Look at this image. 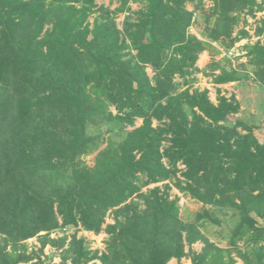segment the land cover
Here are the masks:
<instances>
[{
  "label": "trees",
  "instance_id": "obj_1",
  "mask_svg": "<svg viewBox=\"0 0 264 264\" xmlns=\"http://www.w3.org/2000/svg\"><path fill=\"white\" fill-rule=\"evenodd\" d=\"M202 1L119 0L109 12L96 0H0V264L56 254L59 264H264V140L230 123L233 96L213 104L191 91L199 55L248 38L233 36L240 15L264 12V0H212L208 11ZM197 11L202 41L188 33ZM123 12L132 17L118 30L112 15ZM243 50V71L225 57L209 64L213 84L246 83L250 67L264 89V40ZM172 188L200 204L186 220ZM79 231L106 234L104 251Z\"/></svg>",
  "mask_w": 264,
  "mask_h": 264
},
{
  "label": "rangeland",
  "instance_id": "obj_2",
  "mask_svg": "<svg viewBox=\"0 0 264 264\" xmlns=\"http://www.w3.org/2000/svg\"><path fill=\"white\" fill-rule=\"evenodd\" d=\"M257 1L259 2L260 0H257ZM202 3H203V11H208V9L213 6L212 0H203ZM96 4L97 6H103L105 9L109 10V12H113L115 8L118 7L119 0H96ZM129 8L131 12H134L139 8V5L133 2H129ZM186 8L188 10H193L194 6L192 4H187ZM200 13L202 12L201 11L196 12V16L194 17V21H193L194 23L192 24L188 33L196 36V38L202 41L205 39V37L201 33L205 23L203 22V19L201 18L202 15ZM100 15H102L101 11L95 12L92 16L89 17L88 22L92 25L94 20L97 17L101 18ZM127 16L132 17V15H129V12L117 13L115 15H112L116 28L118 30H122L123 21L125 17ZM263 16H264V12H259V13L257 12L255 13L254 16L247 15L246 12H243L240 15L239 25L235 29L233 36H235L236 32L239 29L244 28L249 34L248 38L235 44L234 47L228 51V53L227 51H224L221 47H219L217 44L212 43V46L215 49L219 50L220 53H218L217 55H213L209 53V51H204L203 53L199 55L197 62H196V66L200 70L203 69L202 72L204 73L198 72L194 74V77L196 78V82L193 84V89H191V91L194 89H199L201 91L205 89L208 90V97L213 104L217 103L216 102L217 96H224L228 99H230L233 96V98H235V100L240 104V109H239V112H235L230 115L229 117L230 123L234 124L236 120H240L246 123L247 125L250 124L254 126L252 131L260 141L264 140V113L262 110L263 109L262 102H264V89L259 87L258 83L252 80L253 77H252L250 67H247L245 70L249 72L248 74L250 76V79L246 83H234L232 86L227 85L226 87L224 86L221 88H217L214 86L215 84L212 85L213 84L212 78L211 76L208 75L210 72L208 66L211 62L218 61L225 57L230 60L231 62L230 64L232 68H237L238 70L243 71L244 69L240 67V65H243V64L246 65L248 61V58L246 56V51L243 50V46L248 45V44L249 45L253 44L257 40H259L262 43L264 40V33L260 37H257L255 35V28L260 26V20L263 18ZM225 68H229L228 65H225ZM146 72L150 78L154 75V72L150 67L147 68ZM217 73L218 71H216V74ZM177 81H181V80L177 79ZM216 88L218 89L217 92H215ZM141 124H142V121L137 120L135 127H138ZM156 125L157 123L154 121L153 126H156ZM104 147H105V144L101 145L97 151H94L90 155L85 156L83 158L85 164L87 166H93L94 161H95V156ZM179 168L181 169L182 167L179 166ZM164 183L166 182L155 184V185H150L147 188H153L155 186H162ZM147 188H144L143 191H145ZM170 196L172 199L178 198V205L180 206V217L183 220H186L185 218L188 213L194 214L200 208L199 207L200 204L196 203L195 201L191 200L188 197H184L179 192H177L175 188H172L170 190ZM217 216L219 218H222L221 215L217 214ZM112 222L113 221L111 219V214H110L106 218V223H112ZM71 233H72V230L67 231V232H56L52 234L51 236H55L56 238L60 236L68 237L70 236ZM207 236L210 238L211 241L216 240L213 236H211V232L209 234L207 233ZM77 237L85 238V240H87L88 247L91 250H98L99 254L102 253L105 249V240L107 236L104 233H101L99 235H94L92 233H86L83 231H79L77 232ZM26 244H27L28 252L30 250L36 251L39 248L38 240L36 238L26 241ZM218 245L221 246L222 244L220 243ZM202 247H203V244L201 245V243L195 244L193 246L195 250H201ZM185 251L186 252L188 251L187 247H185ZM53 252H55L54 249L47 246L44 249L43 257L45 256L46 258V256L52 254ZM183 259L180 260L179 262L180 264H189L190 259L188 257L185 258L186 260L185 259L183 260ZM239 261L240 260H237L236 264H240ZM46 262L47 264H59L60 260L58 259V255L56 254L50 260L46 259ZM94 264H99V262L94 261ZM173 264H175V262Z\"/></svg>",
  "mask_w": 264,
  "mask_h": 264
},
{
  "label": "crops",
  "instance_id": "obj_3",
  "mask_svg": "<svg viewBox=\"0 0 264 264\" xmlns=\"http://www.w3.org/2000/svg\"><path fill=\"white\" fill-rule=\"evenodd\" d=\"M234 83H227V84H222V85H214V84H212V85H214L215 87H217V88H221V87H226L227 85H230V86H232ZM216 88V90H215V92H217L218 91V89ZM93 234V233H92ZM196 244H200L199 242H197ZM195 244H193L192 245V248H193V246H194ZM201 245H202V243H201ZM224 245L222 244L220 247H223ZM193 250L195 251V252H200V250H195L194 248H193ZM185 259V258H184ZM183 259V260H184ZM186 260V259H185ZM175 262V264H177V260H175V259H172V260H170L168 263H170V264H173ZM240 262V264H242V262L241 261H239ZM189 264H191L190 263V260H189Z\"/></svg>",
  "mask_w": 264,
  "mask_h": 264
},
{
  "label": "clouds",
  "instance_id": "obj_4",
  "mask_svg": "<svg viewBox=\"0 0 264 264\" xmlns=\"http://www.w3.org/2000/svg\"><path fill=\"white\" fill-rule=\"evenodd\" d=\"M227 53H228V51H227ZM83 232H85V231H83ZM54 233H56V232H54ZM54 233H52V234H54ZM86 233H89V232H86ZM52 234H51V235H52ZM51 237L55 238V236H51Z\"/></svg>",
  "mask_w": 264,
  "mask_h": 264
}]
</instances>
